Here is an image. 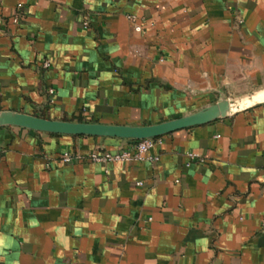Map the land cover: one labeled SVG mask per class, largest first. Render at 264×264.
<instances>
[{
	"label": "crops",
	"instance_id": "1",
	"mask_svg": "<svg viewBox=\"0 0 264 264\" xmlns=\"http://www.w3.org/2000/svg\"><path fill=\"white\" fill-rule=\"evenodd\" d=\"M261 88L264 0H0V111L145 125ZM128 143L0 127V264H264V100L158 161L60 158Z\"/></svg>",
	"mask_w": 264,
	"mask_h": 264
},
{
	"label": "water",
	"instance_id": "2",
	"mask_svg": "<svg viewBox=\"0 0 264 264\" xmlns=\"http://www.w3.org/2000/svg\"><path fill=\"white\" fill-rule=\"evenodd\" d=\"M264 88L255 90L239 98H221L201 109L184 114L178 118L155 124L131 125L108 124L102 122L71 121L50 119L36 114L15 110L0 111V127L17 126L24 129L54 134L112 137L120 139L143 140L162 137L180 129L206 124L231 116L236 111L261 102Z\"/></svg>",
	"mask_w": 264,
	"mask_h": 264
},
{
	"label": "built area",
	"instance_id": "3",
	"mask_svg": "<svg viewBox=\"0 0 264 264\" xmlns=\"http://www.w3.org/2000/svg\"><path fill=\"white\" fill-rule=\"evenodd\" d=\"M13 22L17 23L19 17H13ZM84 26H88V22H84ZM137 30H140V26H136ZM43 67L48 68L50 66L49 61H44L42 64ZM53 93V90H51ZM158 143H160V137L157 138H147L143 140H137L129 142L126 146L121 149L111 152V151H95L88 155H82L74 153L71 151H65L60 155L62 161L66 163H71L74 161H80L84 159L91 160L93 162L107 163V162H132V161H144V160H153L158 161L159 156L150 155L151 149H153ZM188 156L192 160L204 159L202 156L195 152H188Z\"/></svg>",
	"mask_w": 264,
	"mask_h": 264
},
{
	"label": "trees",
	"instance_id": "4",
	"mask_svg": "<svg viewBox=\"0 0 264 264\" xmlns=\"http://www.w3.org/2000/svg\"><path fill=\"white\" fill-rule=\"evenodd\" d=\"M76 121H85V122H95L94 120L92 119H84L83 117L79 116L78 118L75 119ZM128 140L129 142H133V141H137V140H133V139H126Z\"/></svg>",
	"mask_w": 264,
	"mask_h": 264
},
{
	"label": "bare ground",
	"instance_id": "5",
	"mask_svg": "<svg viewBox=\"0 0 264 264\" xmlns=\"http://www.w3.org/2000/svg\"><path fill=\"white\" fill-rule=\"evenodd\" d=\"M263 99H264V97H263Z\"/></svg>",
	"mask_w": 264,
	"mask_h": 264
}]
</instances>
